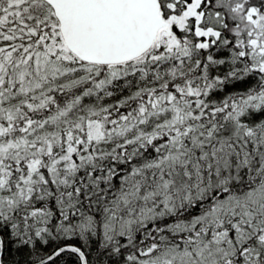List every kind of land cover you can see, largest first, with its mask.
<instances>
[{
	"label": "snow or ice",
	"instance_id": "obj_1",
	"mask_svg": "<svg viewBox=\"0 0 264 264\" xmlns=\"http://www.w3.org/2000/svg\"><path fill=\"white\" fill-rule=\"evenodd\" d=\"M0 264H264V0H0Z\"/></svg>",
	"mask_w": 264,
	"mask_h": 264
}]
</instances>
